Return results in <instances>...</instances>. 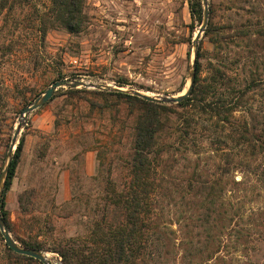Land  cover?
<instances>
[{"label": "rangeland", "instance_id": "374dc122", "mask_svg": "<svg viewBox=\"0 0 264 264\" xmlns=\"http://www.w3.org/2000/svg\"><path fill=\"white\" fill-rule=\"evenodd\" d=\"M208 5L221 45L215 47L206 36L207 24L198 44L202 75L209 73L211 63L227 68L237 84L256 69L263 74L264 35L257 31L264 25V0H208ZM88 10L84 31L52 29L44 42L33 35L32 21L24 20L22 35L12 41L13 54L0 51V175L22 109L53 82L65 80L46 104L29 114L14 149L23 137L20 163L5 194L15 235L43 243L40 249L53 264H62V257L51 247L88 235L93 216L104 207L108 182L120 184L128 177L132 107L91 91L111 85L152 95L181 93L189 84L196 58L193 40L202 24L193 20L190 0H88ZM12 22L1 34L8 40ZM251 23L256 33L239 36V29ZM124 79L128 83L121 85ZM73 80L96 86H72ZM250 103L264 109L260 97ZM235 115L249 118L243 110ZM218 130L201 135L198 152L183 149L165 155L173 159L169 171L174 176L185 179L197 169L224 182L220 202L226 212L206 257L192 262L179 245L188 229L180 224L189 199L176 193V203L159 213L161 226L174 229L178 237L165 264H264V183L247 166L258 161L233 146L230 126ZM219 166H228V172ZM0 264L40 263L17 261L0 231Z\"/></svg>", "mask_w": 264, "mask_h": 264}, {"label": "trees", "instance_id": "16d2710c", "mask_svg": "<svg viewBox=\"0 0 264 264\" xmlns=\"http://www.w3.org/2000/svg\"><path fill=\"white\" fill-rule=\"evenodd\" d=\"M190 10L193 20L202 23L203 0H190ZM89 18L88 0H0V51L13 54L12 41L22 35L24 20L32 21L33 26L29 28L44 42L52 29L81 33L87 28ZM10 20L13 22L7 35L12 39L8 40L1 34ZM253 25L241 27L238 35L251 37L256 33L252 31ZM218 29L210 16L205 34L215 47L221 45ZM257 32L264 35V25H260ZM201 46L196 50L193 88L179 102L148 100L120 90L91 91L105 98L121 100L132 107L131 147L126 160L128 177L120 184L113 180L108 182L104 207L93 216V226L88 235L71 237L66 244L51 247L61 255L62 264H165L166 256L172 253L171 247H176L174 240L178 237L174 229H169L166 224L161 226L159 213L176 203V193L189 199L186 214L182 216L184 224H180L181 228L188 229L183 231L179 245L184 247L186 257L192 262L195 258L206 257L220 222L226 218L223 202H220L225 183L211 179L197 169L185 179L174 176L169 171L174 165L173 159L165 157L167 153L183 149L198 152L199 138L204 132L219 131V128L225 130L230 126L228 137L234 142L233 146L240 147L252 156V160L258 161L253 166L248 162L247 166L258 173L264 183V109L250 103L251 98L264 100V73L257 69L251 71L243 84H237L233 83L227 68L211 63L209 73L203 76ZM125 83H128L126 79L120 81L121 85ZM80 90L71 89L72 92ZM237 110H243L249 118L240 120L235 115ZM226 138L218 136V141L226 142ZM24 142L22 137L11 160L0 213L15 239L25 246L41 248L44 245L40 241H27L15 235L6 203L5 194L17 172ZM219 168L224 172L229 169L228 166ZM7 251L17 261L43 264L36 258L16 253L8 246Z\"/></svg>", "mask_w": 264, "mask_h": 264}, {"label": "water", "instance_id": "95a60500", "mask_svg": "<svg viewBox=\"0 0 264 264\" xmlns=\"http://www.w3.org/2000/svg\"><path fill=\"white\" fill-rule=\"evenodd\" d=\"M203 6H204V14H203L202 24L198 30V33L196 34V36L193 40V45L196 48V50H197L199 41L201 39V34L205 30V28L207 27V24L209 21L208 0H203ZM195 60H196V58H195ZM189 75H190L189 84L186 85L185 89L177 95H172V94L152 95V94H148V93H145L143 91H140V90H137L134 88L126 89L124 87L111 86V85H103V87L106 88L107 90H120V91L129 92L132 94H136V95L144 97L148 100L163 101V102H167V103H176V102L181 101L185 97H187L193 88V83H194V78H195V61H194L193 65H191ZM64 81L65 80L61 79V80H57V81L53 82L52 85L48 89H46L43 92V94H41L33 103L27 105L26 107H24L22 109V111L20 113V118L18 119V123L15 127V132H14V135L12 138L11 146L8 150L7 163H6L2 173L0 175V200H1L3 192H4L5 183H6L7 174H8V169H9L11 160L14 156L15 145L17 143L18 137L22 131L23 126L28 119L29 114L33 110H35V109L43 106L44 104H46L53 97L55 91L65 83ZM70 84L72 86H76V87L79 85L96 86V85H92L90 83L80 81V80H73L72 82H70ZM0 231L4 237V240L7 244V246L9 248H11L13 251H15L16 253H20L23 255H27V256L36 258L45 264H53L51 262V260L48 258V255H47L48 252L46 250L36 248V247H28V246H25L23 244H20L12 235L10 228L8 227L7 223L5 222L4 218L1 215V213H0Z\"/></svg>", "mask_w": 264, "mask_h": 264}]
</instances>
